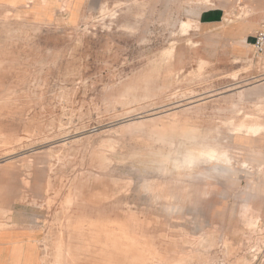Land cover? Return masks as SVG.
<instances>
[{"label":"rangeland","instance_id":"rangeland-1","mask_svg":"<svg viewBox=\"0 0 264 264\" xmlns=\"http://www.w3.org/2000/svg\"><path fill=\"white\" fill-rule=\"evenodd\" d=\"M210 9L264 26V0H0V159L35 165L43 264H264V132L237 130L264 53ZM204 142L230 162L164 164Z\"/></svg>","mask_w":264,"mask_h":264},{"label":"crops","instance_id":"crops-1","mask_svg":"<svg viewBox=\"0 0 264 264\" xmlns=\"http://www.w3.org/2000/svg\"><path fill=\"white\" fill-rule=\"evenodd\" d=\"M262 12H260V16ZM226 13L222 10L210 9L201 14V32L212 35L218 40L222 39L232 45L230 51L234 56L243 57L253 49L257 29L261 26L257 19L251 21H236L226 19ZM228 22V25H225ZM191 25L188 22L182 23L185 35H190ZM238 62H236L237 64ZM237 78V76H235ZM260 81H264V78ZM259 81V82H260ZM261 85V84H260ZM242 87H239L241 89ZM244 90H240L242 93ZM260 106V108H255ZM264 108V95L262 90L257 92V100L251 103L252 110ZM245 115L244 119H251ZM261 129L259 133L253 130ZM237 130H245L246 134L252 137L262 135L264 132L263 123L240 124ZM195 141V133L191 137ZM190 140V141H191ZM201 145V150H219L210 148L209 145ZM189 150V148H185ZM185 149L178 148L175 155L165 154L164 164L173 163L175 168L192 167L208 160H191L185 154ZM227 154V153H226ZM228 156V155H227ZM224 164V163H220ZM44 195L36 191L35 165L21 163L17 157H4L0 159V264H43L44 252L47 239L46 227L38 223L41 214L37 204ZM62 245L59 246V256L64 255ZM69 250V249H68ZM68 254V252H66Z\"/></svg>","mask_w":264,"mask_h":264},{"label":"bare ground","instance_id":"bare-ground-1","mask_svg":"<svg viewBox=\"0 0 264 264\" xmlns=\"http://www.w3.org/2000/svg\"><path fill=\"white\" fill-rule=\"evenodd\" d=\"M255 108H260V106H255ZM261 129L253 130L254 133L261 132ZM185 154L191 160H208V161H216L218 163H229L230 158L227 156L226 153H222L219 150H211V151H203V150H193L189 148V150L185 149Z\"/></svg>","mask_w":264,"mask_h":264},{"label":"built area","instance_id":"built-area-1","mask_svg":"<svg viewBox=\"0 0 264 264\" xmlns=\"http://www.w3.org/2000/svg\"><path fill=\"white\" fill-rule=\"evenodd\" d=\"M253 49L255 55L264 53V26L256 32Z\"/></svg>","mask_w":264,"mask_h":264}]
</instances>
